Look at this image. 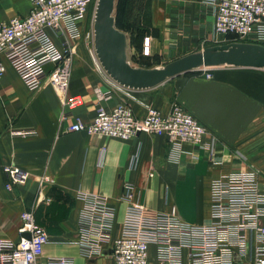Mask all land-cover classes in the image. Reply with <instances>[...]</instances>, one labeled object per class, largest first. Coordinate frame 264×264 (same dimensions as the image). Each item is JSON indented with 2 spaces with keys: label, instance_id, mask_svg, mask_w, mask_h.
<instances>
[{
  "label": "crops",
  "instance_id": "0c3cea01",
  "mask_svg": "<svg viewBox=\"0 0 264 264\" xmlns=\"http://www.w3.org/2000/svg\"><path fill=\"white\" fill-rule=\"evenodd\" d=\"M167 6L163 31L150 40L153 53L162 60L197 52L205 40L218 44L214 11L203 0H170ZM30 8L28 0H0V22L25 16ZM5 63L6 73L0 79V238L18 240L21 213L31 211L51 240L43 261L62 256L72 258L74 264H112L111 242L105 241L106 253L93 260L84 257L75 242L83 207L79 192L99 193L109 199L116 209L114 238L153 242L157 212L174 205L186 222L207 224L211 181L229 171L257 169L250 160L264 154L263 69L220 66L209 70L212 79L197 70L153 89L131 91V97L116 91L106 105L109 110L128 102L140 117L145 105L168 115L173 103L179 101L218 137L214 161L208 152L187 143L183 148L190 153L172 162L163 137L140 134L124 141L68 132L70 122L61 121L64 105L54 86L45 82L30 90ZM109 83L107 75L95 68L87 46L76 43L67 96H80L82 104L74 114L91 122L96 113L95 89L107 88ZM10 127L35 129L38 135L13 138L8 133ZM263 165L260 160V167ZM9 167L26 173L27 181L13 183L7 174ZM45 175L51 176L53 184L40 193ZM128 193L132 198L126 197Z\"/></svg>",
  "mask_w": 264,
  "mask_h": 264
},
{
  "label": "built area",
  "instance_id": "2783aa9c",
  "mask_svg": "<svg viewBox=\"0 0 264 264\" xmlns=\"http://www.w3.org/2000/svg\"><path fill=\"white\" fill-rule=\"evenodd\" d=\"M25 16L0 22V79L8 62L30 90L50 82L59 93L64 110L61 121H69L68 132H86L124 141L139 134L166 139L169 159L177 162L192 144L217 157L218 137L181 104L173 103L163 115L145 105L137 116L131 104L121 102L109 110L117 90L131 97V90L110 81L107 88H96V113L86 123L73 110L82 104L80 96H67L76 43L83 42L101 72L96 55L94 27L86 32L91 5L99 0H28ZM214 11V33L235 42L264 45V0H203ZM212 79L211 68H201ZM107 75V74H106ZM13 138H33L35 129L8 128ZM238 156H244L238 152ZM217 163V161H216ZM13 183L24 184L28 175L16 167L7 168ZM53 184L50 175L40 180V193ZM10 188V186H8ZM127 198H132L128 193ZM83 202L78 220L76 244L88 260L104 256V242H111L112 264H264V187L255 168L229 171L211 181L210 219L192 224L179 215L176 206L159 211L154 219V241L135 237L114 238L116 209L99 193L79 192ZM49 202L50 200L47 199ZM18 240L0 238V264H74L69 257H49L43 261L50 237L31 211L20 216ZM29 235V238L27 237ZM154 247V253L151 252Z\"/></svg>",
  "mask_w": 264,
  "mask_h": 264
},
{
  "label": "water",
  "instance_id": "95a60500",
  "mask_svg": "<svg viewBox=\"0 0 264 264\" xmlns=\"http://www.w3.org/2000/svg\"><path fill=\"white\" fill-rule=\"evenodd\" d=\"M116 2L117 0L98 1L94 33L98 61L107 76L121 87L131 91L149 90L201 68L234 66L264 70V45L239 42L208 47L163 67H135L128 54L129 35L116 26Z\"/></svg>",
  "mask_w": 264,
  "mask_h": 264
},
{
  "label": "rangeland",
  "instance_id": "374dc122",
  "mask_svg": "<svg viewBox=\"0 0 264 264\" xmlns=\"http://www.w3.org/2000/svg\"><path fill=\"white\" fill-rule=\"evenodd\" d=\"M168 1L170 0H117L114 13L116 26L118 29L129 35L130 49L128 54L133 66L156 68L163 67L174 61V58L162 60V57L153 53L150 41L152 37L158 38L163 31L161 22H163L166 9H168ZM96 6L97 3L94 2L90 7L85 22L86 26L84 32L91 30L94 27ZM155 22H157V25H155ZM158 24H160V26H158ZM219 38L220 41L217 42L218 44L206 40L203 41L197 52L216 45L235 43L232 39H224L222 36H219ZM239 43H241V41H239ZM87 52L91 56L88 48ZM179 58H181V56ZM175 60L177 59L175 58ZM93 64L95 68H97L94 61ZM175 103L181 104L179 101H175ZM262 149L264 152V146ZM252 160L254 162L250 160V163H254L259 172L260 182L264 186V167H260V160L264 161V154L261 156H254L252 157ZM151 252L152 254L154 253L153 246H151Z\"/></svg>",
  "mask_w": 264,
  "mask_h": 264
},
{
  "label": "bare ground",
  "instance_id": "6f19581e",
  "mask_svg": "<svg viewBox=\"0 0 264 264\" xmlns=\"http://www.w3.org/2000/svg\"><path fill=\"white\" fill-rule=\"evenodd\" d=\"M134 91V90H133ZM140 135V134H139ZM137 138V137H136Z\"/></svg>",
  "mask_w": 264,
  "mask_h": 264
}]
</instances>
